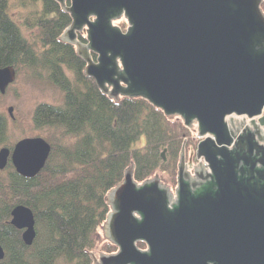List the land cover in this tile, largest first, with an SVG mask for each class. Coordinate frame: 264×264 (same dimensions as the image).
I'll list each match as a JSON object with an SVG mask.
<instances>
[{"label": "water", "instance_id": "obj_1", "mask_svg": "<svg viewBox=\"0 0 264 264\" xmlns=\"http://www.w3.org/2000/svg\"><path fill=\"white\" fill-rule=\"evenodd\" d=\"M55 1L72 19L60 39L75 47L85 75L115 101L142 98L195 129L200 142L194 154L219 186L215 194L192 196L184 176L186 142L174 209L159 177L139 184L131 165L107 196L104 233L119 250L99 258L91 253L94 264H205L208 255L190 252L198 243L194 235H221L212 239L214 251L201 246L216 264H264V149L246 134L248 121L256 133L264 128V0ZM122 18L126 31L114 24ZM84 31L86 43L78 38ZM15 79L13 68L0 69V94ZM51 151L44 138H23L13 151L0 149V170L11 159L20 175L34 178ZM11 224L32 246V210L16 206ZM139 241L149 250L141 251ZM5 257L0 244V261Z\"/></svg>", "mask_w": 264, "mask_h": 264}, {"label": "trees", "instance_id": "obj_2", "mask_svg": "<svg viewBox=\"0 0 264 264\" xmlns=\"http://www.w3.org/2000/svg\"><path fill=\"white\" fill-rule=\"evenodd\" d=\"M21 1L42 5L25 19L28 28L38 30V41L23 36L10 15V0H0V69L11 67L16 76L21 69L45 70L64 96L61 105L41 103L33 113L35 128L51 135L45 168L26 178L10 159L0 170V244L6 251L0 264H94L91 253L110 212L109 192L131 165L139 183L166 174V181L176 184L182 146L186 140L193 143L191 130L142 98L115 101L103 94L85 75L86 63L75 47L60 39L71 16L55 0ZM79 40L87 42L81 34ZM14 145L8 119L0 114V149L13 151ZM3 171H8L6 177ZM18 205L34 213L37 236L32 246L11 224ZM102 249L106 254L116 251L109 242Z\"/></svg>", "mask_w": 264, "mask_h": 264}, {"label": "rangeland", "instance_id": "obj_3", "mask_svg": "<svg viewBox=\"0 0 264 264\" xmlns=\"http://www.w3.org/2000/svg\"><path fill=\"white\" fill-rule=\"evenodd\" d=\"M41 9V4H24L21 0H10V15L19 25L23 36L30 42L38 41V30L28 28L25 25V19L41 11ZM114 24L120 26L123 31H126L128 28V22L125 18L115 21ZM81 35H84L86 38V31ZM39 46L40 43L37 44V49ZM63 96L62 91L49 81L48 74L45 70L21 69L14 83L7 88L6 93L0 94V114L8 119L10 141L15 144L23 138L41 137L46 140L50 137V133L46 130H37L35 128L33 124V113L35 108L41 103L55 106L61 105L63 103ZM11 107H13V117L9 114V108ZM191 134L193 143L186 145V156L188 155L187 152H189L188 146H190V149H196L198 141H200L198 132L195 129L193 131L191 130ZM185 142L187 144V140ZM141 144H145L144 139H142ZM178 168L179 159L177 161L175 176L177 175ZM2 175L6 177L8 171H3ZM157 177H159L163 185L172 186V184L166 181V174H163V176L157 174ZM103 226L98 229V246L92 251L97 258H99L100 254L104 253L102 247L107 242Z\"/></svg>", "mask_w": 264, "mask_h": 264}, {"label": "flooded vegetation", "instance_id": "obj_4", "mask_svg": "<svg viewBox=\"0 0 264 264\" xmlns=\"http://www.w3.org/2000/svg\"><path fill=\"white\" fill-rule=\"evenodd\" d=\"M69 3H70V1H69ZM78 38H79V35H78ZM237 119H240V121L244 120V118H237ZM247 126L248 127H246V129H247L246 134L249 137L251 136L254 139V141L258 142L259 147L264 149V142H261L260 138H259V137H264V128L262 129V131L259 134L258 132L256 133V130L254 129V127L252 125H250L249 121H248ZM188 148H189V152H187L188 155L186 156V153H185V162L187 164V168L185 170L184 176H185V181L190 186V192H191L192 196L199 197L201 194H205V193H211V195L217 193L219 190V186H217L218 182H217V179L215 178V174H214L213 170H211L203 160H197L196 155L194 154L196 151L195 148L190 149V146H188ZM253 148H254V146H253ZM181 152H182V149H181ZM181 155L182 154L180 153L179 162L181 160ZM256 157H257V153L255 150L253 152L252 159L255 160ZM257 167L261 168V165L257 164ZM254 176H257V174L254 173ZM155 177H153V178H155ZM153 178H150V179H153ZM178 178H179V168H178L177 175L175 178L176 184H172V186L166 185V187L169 189V194L171 197V204H172L171 208L172 209H174L175 206H177L179 203ZM139 184H141V183H139ZM212 198H214V196H212ZM110 211H111V208H110ZM137 217L140 218L139 215H137ZM104 230H105V228H104ZM106 232H107V230L105 231V233ZM213 238L214 239L216 238L218 241L221 238V235L207 236V237L205 236V238H203L200 235H196V236L194 235L192 237V241L194 239H197L198 243L192 242V245H191L192 249L190 250V252L193 253L192 256H195V254H198L200 252L204 253L205 254L204 256H207V255L213 256L212 252L210 250H208V253L206 254V249L201 247V246L205 247L207 245V246H209V248L211 250H213V248H212L213 247V243H212ZM106 241L113 244L109 240V237L107 234H106ZM199 242H201V243H199ZM114 246L116 247V251L113 253H116V252H118L119 248L116 245H114ZM220 246H222V245L220 244ZM137 247L143 252H146L149 250V246L145 241H139L137 243ZM217 250H218L217 254L219 256V254L221 253V248H218ZM113 253H111V254H113ZM208 256H207V260H206L205 264H216V262H214L213 260H209Z\"/></svg>", "mask_w": 264, "mask_h": 264}]
</instances>
